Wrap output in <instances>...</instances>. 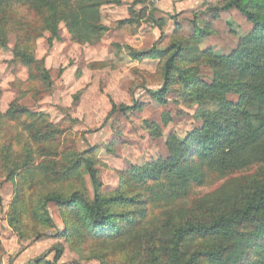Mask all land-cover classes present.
I'll list each match as a JSON object with an SVG mask.
<instances>
[{"label":"rangeland","instance_id":"obj_1","mask_svg":"<svg viewBox=\"0 0 264 264\" xmlns=\"http://www.w3.org/2000/svg\"><path fill=\"white\" fill-rule=\"evenodd\" d=\"M11 1V10L3 16L8 23L5 30L8 47H0V236L9 231L24 240L51 231L61 239L55 250L62 248L69 264H172L169 242L174 231L167 226L169 219L176 217L178 222L184 217L210 223L222 215L232 216L264 182V157L260 154L233 171L223 172L203 164L207 172L204 183L193 185L177 198L159 200L158 192L162 189L159 183L141 185L129 174L132 167L167 159L169 136L186 139L190 132L203 126L204 114L219 108V102H231L244 111L258 110L245 89L253 79L240 77L236 69L217 67L214 61L215 56L229 55L238 47L240 37L253 29L243 14L224 9L229 0H206L207 16L195 17L194 22L185 16L181 18V13L156 15L147 9L135 11L130 22H117L97 42L82 44L72 40L65 23L60 24L59 40L55 39L52 29L41 33L43 21L51 19L49 10L40 13L24 0ZM140 1L152 8L155 6L149 0ZM137 2L127 0L133 6ZM253 11L260 12L258 7ZM194 23L199 31L209 33L203 34V38H192L196 32ZM24 34L36 38L32 46L50 72L51 83L33 78L29 67L15 57L17 38H25ZM50 38H53L52 44ZM175 43H181L180 47L184 48V56L177 63L191 82L185 83L177 74L173 76L167 101L161 103L147 90L163 86V64L167 57L137 60L129 48L147 51L173 46L172 54L176 51ZM215 81L222 82L219 89L213 88ZM136 101L137 108L119 110ZM12 104L25 107L40 119L6 117L10 108L17 107ZM29 125L38 135L42 133L41 144L33 140ZM7 146L11 154L2 150ZM23 147L34 150L29 164L32 166H28L29 171L15 170L18 176H10L14 152ZM83 158L92 160L97 169L100 195L109 198L120 192V201L105 206L120 231L113 230V234L94 231L81 208L75 207L69 212L53 202L48 204L51 227L36 225L30 219L10 218L14 217L15 208L39 207L37 200L45 194L68 196L82 191L93 201ZM49 160L59 162L50 164L54 172L76 164L77 167L58 182L38 183L51 176L41 171V163ZM231 177L236 180L233 185L236 192L224 197L225 184ZM17 179L30 180L35 186H16ZM18 197L22 199L15 201ZM137 212L143 213L137 215ZM256 223L264 224V211L254 214V219L240 227L238 234L249 233ZM238 234L187 236L180 255L184 261L215 264L200 253L230 248ZM244 250L241 258L245 264H264V239L262 247ZM5 254L0 239V261ZM46 255L45 252L37 258L45 260Z\"/></svg>","mask_w":264,"mask_h":264},{"label":"trees","instance_id":"obj_2","mask_svg":"<svg viewBox=\"0 0 264 264\" xmlns=\"http://www.w3.org/2000/svg\"><path fill=\"white\" fill-rule=\"evenodd\" d=\"M24 1L40 13H43L44 10L51 12V19L43 21L41 33L52 29V33L56 35L55 39H60L59 27L61 23H65L72 40L81 44L97 42L101 35L108 30V27L102 24L101 21V6L110 0ZM12 5L11 0H0V47H8V38L5 31L8 23L3 20V16L11 10ZM223 7L228 10L235 9L243 14L253 24V29L247 35L240 37L241 40L238 47L229 55L215 56V64L223 69H236L240 77L253 79L251 82H247L245 89H247L249 97L255 101L258 110L244 111L240 106L231 102H219V108L214 107L213 110H208L204 114L203 126L190 132L186 139L181 140L175 135L169 136L167 140L169 157L167 159L160 158L142 167H132L129 170V174L133 181L141 185L148 183L160 184L162 189L158 192L159 200L177 198L182 193L187 192L193 185L203 184L207 173L202 168L205 163H207L206 165L209 168L225 172L226 170L233 171L238 167L242 168V166L248 164L249 160L253 161L259 154L264 157V0H229ZM254 7H258L260 12L255 13L253 11ZM212 9L219 10V8ZM214 16L216 17L217 14L215 13ZM205 33L209 32L198 30L192 35V38H203ZM19 37L13 49L15 57L20 63L29 67L33 78H40L43 82L51 83L50 72L45 67L44 61L37 58L32 46L36 38H30L29 34H24L25 38ZM49 42L52 44L53 38H50ZM174 45H177L174 47L176 51L172 54H170V51L173 46H168L164 50L153 48L147 51H135L129 48L131 55L137 60L145 57L151 59L167 57L166 62L163 64V86L158 90H147L161 103H166L167 101L168 85L171 83L173 76L177 74V77L185 83L191 82V78L183 72L182 67L177 63V60H181L182 56H184V48L180 47L182 46L181 43H175ZM221 84L222 82L215 81L213 88L219 89L218 85ZM14 106L17 107L10 108L5 114L6 117L11 119L30 117L34 119L33 121L40 119L38 114L25 107L18 104ZM138 106L136 101L134 105L121 106L119 110L135 109ZM27 127L29 130L32 129L31 125ZM30 131L33 140L37 144H41L44 141L42 133L38 135L37 130ZM31 148L23 147L14 152V158L11 159L14 166L10 169V176L14 177L15 170H30L28 166H32L29 164L31 159H33L32 155L34 153ZM2 150L5 154H11L10 146L4 147ZM83 162L91 182V190L94 195L93 201H90L82 191H75L68 196H64L61 193L45 194L39 196L37 200L40 203L39 207L19 210L15 208L14 212H12L14 217L11 216L10 218L12 220L30 219L36 225L42 224L51 227L48 222V204L53 202L59 207H65L69 212H72L71 210H74L75 207L81 208L94 231H108L110 234H113V230L116 233L120 231L117 230V225L112 219V215L105 210V206L108 203L121 200L120 192L109 198L100 195L98 192L100 186L99 177L94 163L88 158H83ZM57 163L59 162L55 160L41 163L42 174L50 173L51 176L45 177L44 175L45 178L38 180V183L58 182L65 179L67 173H72L77 167L76 164L74 167L70 166L67 170L54 172L49 166ZM13 177L11 180H14ZM234 181L236 180L231 177L225 184L224 197L235 191ZM15 185L33 187L35 182L17 179ZM20 199L22 197H18L15 201ZM261 211H264V182L257 186L244 207L240 211H235L232 216L222 215L210 223L197 222L193 219L186 220L184 217H181L182 219L177 222V218L172 217L167 222V226L174 231L173 237L169 242V245H171L169 251L172 253V264L199 263L196 260L184 261L182 259L180 249L185 237L198 236L203 238L217 237L221 234L226 236H231L233 233L238 234L240 233L239 228L253 220L254 214ZM141 213L143 212H137V215ZM252 228L245 235L238 234L237 238L235 236L232 239L235 244L230 248L216 252L207 250L201 252L200 256L215 264H226L230 261L234 264H245L246 261L243 262L241 258V255L244 254V249L262 247L264 239V224L256 223ZM39 237V235L36 236V238ZM55 251L54 263L58 264V260L63 255L62 248H58ZM39 261H42V258L37 259L33 264Z\"/></svg>","mask_w":264,"mask_h":264},{"label":"crops","instance_id":"obj_3","mask_svg":"<svg viewBox=\"0 0 264 264\" xmlns=\"http://www.w3.org/2000/svg\"><path fill=\"white\" fill-rule=\"evenodd\" d=\"M134 1L132 0V2ZM204 3H206V0H164L152 8V6L140 0H138L135 6L127 3V0H110L101 6V21L107 27L121 21L130 22L133 15H135V11L141 12L147 9V12L155 13L156 15L159 12L181 13V18L185 16L194 22L195 17L202 16L204 18L207 16ZM192 25L194 30L198 31L197 25L195 23ZM3 233L8 234L0 236L3 249L6 251L0 264H33L32 261L45 252L47 253L46 258L54 261L56 256L55 246L61 243V239L51 231H48L46 235L42 234L39 238L31 236L28 239H24L25 241L23 239L20 240L12 232L5 231ZM19 248H21L20 251H18ZM15 251H17L16 254H14ZM58 263L69 264L66 252L63 253Z\"/></svg>","mask_w":264,"mask_h":264},{"label":"built area","instance_id":"obj_4","mask_svg":"<svg viewBox=\"0 0 264 264\" xmlns=\"http://www.w3.org/2000/svg\"><path fill=\"white\" fill-rule=\"evenodd\" d=\"M152 4H159L161 3L162 1L164 0H149ZM35 264H57V263H54L53 260H49V259H45V260H42V261H39V262H36ZM59 264V263H58Z\"/></svg>","mask_w":264,"mask_h":264}]
</instances>
